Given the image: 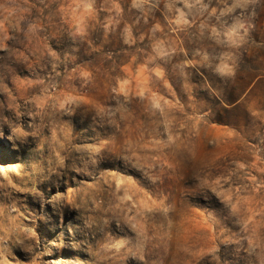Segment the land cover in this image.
I'll return each instance as SVG.
<instances>
[{"label": "rangeland", "instance_id": "374dc122", "mask_svg": "<svg viewBox=\"0 0 264 264\" xmlns=\"http://www.w3.org/2000/svg\"><path fill=\"white\" fill-rule=\"evenodd\" d=\"M0 264H264V0H0Z\"/></svg>", "mask_w": 264, "mask_h": 264}]
</instances>
